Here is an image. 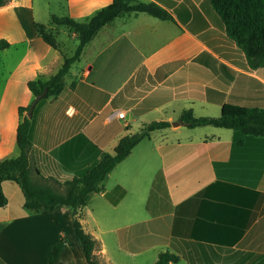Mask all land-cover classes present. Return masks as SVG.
<instances>
[{
    "label": "crops",
    "instance_id": "0c3cea01",
    "mask_svg": "<svg viewBox=\"0 0 264 264\" xmlns=\"http://www.w3.org/2000/svg\"><path fill=\"white\" fill-rule=\"evenodd\" d=\"M153 1L172 18L120 12L84 45L61 92L33 109L29 165L58 189L59 182L84 174L147 113L183 102L215 105L219 113L226 101L264 106V67H247L209 0ZM110 2L8 0L0 6V39L10 44L0 51V160L19 154L18 107L32 100L27 81L61 65L60 35L76 38L52 24L51 15L82 20ZM36 23L56 34L60 49L43 41ZM192 105L180 112L194 111ZM181 125L169 127L179 131ZM213 127L209 135L176 139L156 140L151 132L109 173L104 191L92 193L90 200L99 195L100 203L84 206L80 221L97 240L101 264H148V257L153 264L166 248L181 256L169 264H264V138ZM1 188L4 264H47V249L62 233L67 243L60 259L88 264L67 205L30 213L15 181L5 179Z\"/></svg>",
    "mask_w": 264,
    "mask_h": 264
},
{
    "label": "trees",
    "instance_id": "16d2710c",
    "mask_svg": "<svg viewBox=\"0 0 264 264\" xmlns=\"http://www.w3.org/2000/svg\"><path fill=\"white\" fill-rule=\"evenodd\" d=\"M8 0H0V6ZM226 36L235 42L243 52L246 65L249 68L264 67V0H209ZM122 11H143L161 19H171V14L158 2L153 0H111L110 3L96 9L82 20L69 15H51V23L65 26L75 33L77 44L69 56L63 54V60L58 69L48 77L37 75L27 81V87L32 99L44 88L46 93L36 103V106L48 98L56 97L64 87L65 76L70 66L79 59L84 45L106 23L114 19ZM36 33L55 49H60L56 34L44 24H35ZM9 42L0 39V51L9 46ZM31 102V101H30ZM30 102L18 107V125L16 129V145L19 154L0 160V207L6 204V197L1 188V181H15L24 196L23 208L30 213L42 210H52L57 204L67 205L72 213L74 234L80 243L88 264H101L94 253L97 240L91 233L84 230L80 221L81 210L86 206L94 192L104 191V182L113 168L125 159L133 147L142 139L150 137L151 132L170 126L165 119H155L141 124L135 131L125 128L111 151H104L100 159L80 176L59 182L61 189L56 187L50 178L42 176L38 169L31 170L29 152L32 148L31 128L32 117L26 116ZM180 124L189 128L211 125L232 129L245 136L264 138V106L238 105L230 101L222 103L218 116H196L192 109H183L177 117ZM57 182L56 180H53ZM67 243L64 233L59 241L47 249V264H66L59 254ZM181 259L168 248L157 253L153 264H169ZM0 264H4L0 260Z\"/></svg>",
    "mask_w": 264,
    "mask_h": 264
},
{
    "label": "rangeland",
    "instance_id": "374dc122",
    "mask_svg": "<svg viewBox=\"0 0 264 264\" xmlns=\"http://www.w3.org/2000/svg\"><path fill=\"white\" fill-rule=\"evenodd\" d=\"M57 40L60 42H64V51H65V55L69 56L72 53V50L75 49L76 44H77V39L76 38H69L66 35H60ZM5 75L1 73L0 71V91L2 88V84L4 81ZM192 104H188L187 102H183L180 105H172L169 106L167 108H164L162 110H155L154 112H150L145 114L143 117L144 118H139L138 120L135 121H131L130 122V131H135L138 129V127H140V125L143 122H150L152 120L155 119H166L167 116H172V120H170V123L172 124L174 121H176V118L178 117V114L180 113V110L183 107H189ZM205 107H200V102H197L195 104H193L191 107L194 108V114L196 116H206V115H211V116H218L219 114V110L218 107L215 105H204ZM119 117V116H118ZM123 117V116H122ZM189 127L185 126V125H181L179 131L173 130L170 127L164 128V129H159V130H155L152 132V137L153 139H160V138H170V139H176L177 137H185L187 134H202V133H207L210 130H214L213 126L211 125H205L203 127H197L196 129H194L195 131H191L192 129H188ZM225 130V129H223ZM229 132V131H226ZM207 135H209V133H207ZM112 150V149H111ZM109 150V151H111ZM105 184V183H104ZM100 198L99 195H97L96 197H93L92 200L89 201V205L88 208H92V206L95 203H100L97 201V199ZM87 208V207H86ZM96 211H99V208H95ZM84 212L87 213V211L84 209ZM90 224H87L86 228L90 229L88 227H90L92 225L91 219L90 217L88 218ZM87 220V222H88ZM100 231H97V233H99ZM109 244V242H108ZM147 259V258H146ZM152 258L148 257V264H152ZM134 263H137L136 260H134Z\"/></svg>",
    "mask_w": 264,
    "mask_h": 264
},
{
    "label": "water",
    "instance_id": "95a60500",
    "mask_svg": "<svg viewBox=\"0 0 264 264\" xmlns=\"http://www.w3.org/2000/svg\"><path fill=\"white\" fill-rule=\"evenodd\" d=\"M46 89L47 88H44L41 92H39L38 94H36L34 96V98L31 100V102L29 104V107H28V109L26 111V116L28 118H30L32 116L33 109H34L36 103L44 96V94L46 93ZM172 124L173 125H177V124H179V122L178 121H174Z\"/></svg>",
    "mask_w": 264,
    "mask_h": 264
},
{
    "label": "built area",
    "instance_id": "2783aa9c",
    "mask_svg": "<svg viewBox=\"0 0 264 264\" xmlns=\"http://www.w3.org/2000/svg\"><path fill=\"white\" fill-rule=\"evenodd\" d=\"M117 115L119 116V117H122L123 116V112H117Z\"/></svg>",
    "mask_w": 264,
    "mask_h": 264
}]
</instances>
